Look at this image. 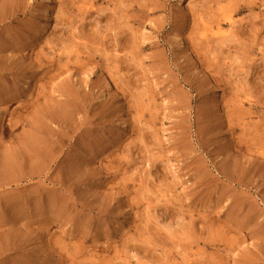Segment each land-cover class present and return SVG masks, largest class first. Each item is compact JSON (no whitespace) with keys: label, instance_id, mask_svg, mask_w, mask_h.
I'll return each mask as SVG.
<instances>
[{"label":"rangeland","instance_id":"1","mask_svg":"<svg viewBox=\"0 0 264 264\" xmlns=\"http://www.w3.org/2000/svg\"><path fill=\"white\" fill-rule=\"evenodd\" d=\"M0 264H264V0H0Z\"/></svg>","mask_w":264,"mask_h":264},{"label":"bare ground","instance_id":"2","mask_svg":"<svg viewBox=\"0 0 264 264\" xmlns=\"http://www.w3.org/2000/svg\"><path fill=\"white\" fill-rule=\"evenodd\" d=\"M208 2H209V1H208ZM212 2H213V1H212ZM232 2H233V1H232ZM210 3H211V2H210ZM213 3H214V2H213ZM213 5H214V4H213ZM247 5H249V4H247ZM256 5H257V4H256ZM208 6H209V5H208ZM199 8H200V7H199ZM208 9H209V8H208ZM210 9H211V8H210ZM250 9H251V8H250ZM216 10H217V9H216ZM216 10H215V11H216ZM208 11H209V10H208ZM203 12H204V11H203ZM203 12H202V13H203ZM204 13H205V12H204ZM214 13L217 14L216 12H214ZM230 13H231V12H230ZM196 14H197V13H196ZM207 15H210V14H207ZM207 15H206V16H207ZM211 16H212V15H211ZM214 16H215V15H214ZM223 16H224V15H223ZM216 17H217V16H216ZM208 18H210V17L208 16ZM208 18H207V19H208ZM219 19H220V18H219ZM219 19H218V20H219ZM202 20H203V19H202ZM204 20H206V19H204ZM214 20H215V19H214ZM214 20L212 21V23L214 22ZM221 20H222V19H221ZM196 21H197V20H196ZM216 21H217V20H216ZM225 21H226L225 23H229V26L232 25L231 23H233V22H232V17H231V16H227V17L225 18ZM196 23L198 24V22H196ZM209 23H210V22H209ZM209 23H208V24H209ZM214 24H217V23H214ZM233 24H235V23H233ZM218 25H219V24H218ZM218 25H217V26H218ZM225 25H226V24H225ZM190 26H191V25H190ZM196 27H197V26H196ZM196 27H195V28H196ZM237 27H238V26H237ZM114 28H115V27H114ZM217 28H218V27H217ZM234 28H235V27H234ZM115 29H117V27H116ZM197 29H198V27H197ZM113 31H114V30H113ZM218 31H219V28H218ZM237 31H238V30H237ZM186 32H187V31H186ZM230 32H231V30H230ZM120 33H121V32H120ZM236 34H237V32H236ZM119 35H120V34H119ZM228 35H229V34H228ZM230 35H232V34H230ZM240 35H241V34H240ZM189 36H190V34H189ZM208 36H209V35H208ZM235 36L237 37V35H235ZM242 36H243V35H242ZM244 36H245V35H244ZM194 37H196V36H194ZM194 37H193V38H194ZM204 37H205V36H204ZM226 37L229 38L230 36H229V37L226 36ZM226 37H224V38H226ZM231 37H233V36H231ZM126 38H127V37H126ZM205 38H206V37H205ZM210 38L212 39V37H210ZM221 38H222V37H221ZM224 38H223V39H224ZM234 38H235V37H234ZM234 38H233V39H234ZM235 39H236V38H235ZM194 40H195V38H194ZM203 40H204V39H203ZM215 40H216V39H215ZM217 40H218V39H217ZM226 40H227V39H226ZM231 40H232V39H231ZM116 41H117V40H116ZM199 41H200V40H199ZM206 41H207V39H206ZM206 41H205V42H206ZM222 41H223V40H222ZM239 41H240V40H239ZM215 42H216V41H215ZM236 42H237V41H236ZM192 43H193V42H192ZM207 43H208V42H206V44H207ZM212 43H213V42H212ZM201 44H202V42H201ZM214 44H215V43H214ZM237 44H238V43H237ZM195 45H196V44H195ZM224 45H226V44H224ZM224 45H222V47H223ZM227 45H228V44H227ZM229 45H230V44H229ZM209 46H210V45H209ZM211 46H212V44H211ZM127 47H128V46H127ZM130 47H131V46H130ZM228 47H229V46H228ZM232 47H234V46H232ZM116 49H117V48H116ZM133 49H135V48H133ZM133 49H131V50H133ZM214 49H215V48H214ZM224 49H225V47H224ZM236 49H237V48H236ZM118 50H119V49H118ZM122 50H123V49H122ZM231 50H232V49H231ZM216 51H217V50H216ZM226 51H227V49H226ZM217 52H218V51H217ZM227 52H229V51H227ZM234 52H235V51H234ZM116 55H117V54H116ZM240 55H242V54H240ZM96 56H97V55H96ZM116 59H117V58H116ZM114 63H115V62H114ZM252 66H253V65H252ZM115 67H116V66H115ZM118 72H119V71H118ZM117 75H118V74H117ZM112 79H113V78H112ZM113 80H114V79H113ZM114 82H116V81L114 80ZM112 83H113V82H112ZM107 84H108V83H107ZM113 84H114V83H113ZM117 84H118V83H117ZM151 85L154 86V85H155V82H154L153 84H151ZM109 86H110V85H109ZM107 87H108V86H107ZM115 87H116V86H115ZM110 91H111V90H110ZM126 94H127V93H126ZM127 95H128V94H127ZM129 103H130V102H129ZM138 104H139V103H138ZM140 106H141V104H140ZM142 106H143V105H142ZM130 108H131V107H130ZM135 108H136V107H135ZM137 108H138V107H137ZM138 109H139V108H138ZM144 109L146 110V108H144ZM139 111H140V110H139ZM137 112H138V111H137ZM129 115H130V114H129ZM134 115H135V114H134ZM134 115H133V116H134ZM136 116H137V115H136ZM138 117H139V116H138ZM134 119H135V118H134ZM137 120H138V119H137ZM139 123H140V122H139ZM180 127H181V126H180ZM148 129H149V128H148ZM136 130H137V129H136ZM145 130H146V129H145ZM137 132H138V131H137ZM138 133H139V132H138ZM141 135H142V134H141ZM139 137H140V136H139ZM149 138H150V137H149ZM139 139H141V138H139ZM140 141H141V140H140ZM32 146H33V145H32ZM47 154H48V153H47Z\"/></svg>","mask_w":264,"mask_h":264}]
</instances>
